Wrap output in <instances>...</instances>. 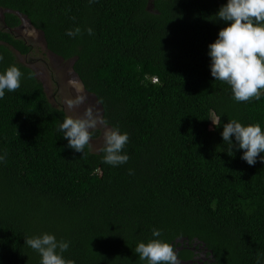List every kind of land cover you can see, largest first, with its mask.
Instances as JSON below:
<instances>
[{"label":"trees","instance_id":"obj_1","mask_svg":"<svg viewBox=\"0 0 264 264\" xmlns=\"http://www.w3.org/2000/svg\"><path fill=\"white\" fill-rule=\"evenodd\" d=\"M224 3L0 0V71L23 73L0 99V264H40L24 238L45 232L70 242L64 257L74 264H146L135 247L154 228L179 264H264V163L227 153L214 125L264 127V94L236 102L210 75ZM21 16L48 51L73 60L104 125L128 133L126 164L102 163L103 146H67L58 125L68 115L14 54L31 50L12 32Z\"/></svg>","mask_w":264,"mask_h":264},{"label":"clouds","instance_id":"obj_2","mask_svg":"<svg viewBox=\"0 0 264 264\" xmlns=\"http://www.w3.org/2000/svg\"><path fill=\"white\" fill-rule=\"evenodd\" d=\"M215 15L216 19L224 22V26L207 46L210 75L214 80L230 86L236 102L260 99L264 94V0H226ZM78 32L79 29H76L67 35L74 36ZM22 77L23 73L15 65L0 71V99L4 98L6 91L15 92L19 89ZM69 83L78 93L83 92L82 82L74 79ZM86 99L85 95H78L74 103L82 104ZM97 123L92 111L88 110L83 117H65L58 125V132L67 140L69 148L83 153L93 137ZM100 123L107 124V121ZM214 125L222 126L220 135L227 153L234 155V150H242L241 159L249 166H254L258 159L264 163V127L259 123L243 124L237 119L222 123L219 118ZM128 143L127 132H122L119 127L107 128L104 132V145L100 149L103 154L102 163L113 167L126 164L129 156L125 146ZM5 157L6 154H0V163L5 161ZM129 172L131 174V170ZM161 236L162 232L154 228L153 238L138 242L135 253L146 264H179L173 246L160 239ZM24 243L39 254L40 264H74L64 257L70 242L57 239L54 233L45 232L27 237Z\"/></svg>","mask_w":264,"mask_h":264},{"label":"rangeland","instance_id":"obj_3","mask_svg":"<svg viewBox=\"0 0 264 264\" xmlns=\"http://www.w3.org/2000/svg\"><path fill=\"white\" fill-rule=\"evenodd\" d=\"M3 9H0V27L2 22ZM15 37L23 39L31 46L27 55L14 51L17 61L33 68L36 77L43 83L48 100L56 107H62L68 116L83 117L88 110H91L98 123L96 131L98 136L90 140L92 151H98L104 145V132L107 126L102 121V109L96 97L83 89L78 93L69 83L71 80H79L72 68L73 60H63L47 50L43 34L35 29L27 18L21 16V24L12 30ZM78 95H85L87 99L82 104H75Z\"/></svg>","mask_w":264,"mask_h":264},{"label":"flooded vegetation","instance_id":"obj_4","mask_svg":"<svg viewBox=\"0 0 264 264\" xmlns=\"http://www.w3.org/2000/svg\"><path fill=\"white\" fill-rule=\"evenodd\" d=\"M2 22H3V20H2Z\"/></svg>","mask_w":264,"mask_h":264}]
</instances>
